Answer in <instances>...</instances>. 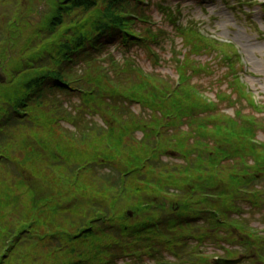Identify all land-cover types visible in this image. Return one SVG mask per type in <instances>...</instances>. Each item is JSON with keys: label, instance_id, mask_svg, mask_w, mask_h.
Masks as SVG:
<instances>
[{"label": "trees", "instance_id": "16d2710c", "mask_svg": "<svg viewBox=\"0 0 264 264\" xmlns=\"http://www.w3.org/2000/svg\"><path fill=\"white\" fill-rule=\"evenodd\" d=\"M75 1L71 5L88 9L90 3L93 4L99 0ZM115 1L119 7H123L124 2H131V0ZM56 10L54 18L48 21L49 26H52L50 28L54 29L61 23L64 14L62 10H65V7L60 3V7L58 6ZM110 16L108 13L103 12L102 14L101 10L94 11L92 17L85 23L87 30L68 33L56 42L54 40L53 43L47 44L46 46H50L42 53L43 55L37 58L38 60L35 59V63L29 64L28 60L25 61L27 70L24 74L17 72V66L11 71L13 79L21 76L25 80H22L21 84L14 87V90L6 96L5 103L0 100V138L2 137L0 144L2 143L5 149L15 148L20 155L14 171L5 165L0 166L2 183V186L0 184V219H2L0 222V264H20L17 262L18 257L17 259L13 257L15 253L12 254V250L17 247H26V244L20 241V236L28 230V225H26L28 220H32L33 223L29 229H33L38 224V218L45 221L40 215L56 212L55 215L61 216L56 218L58 223H64L68 219V210H71L77 211L79 215L77 223L74 222L75 228L79 230L81 226L87 228L78 233H90V227L93 224H101V222L105 224L107 230L113 231L123 227L126 219L123 216L125 209L134 207L123 203L116 205L122 193L129 190L132 197L144 194L145 190H142L144 186L137 187L134 182L140 185L147 182L155 189L159 188L162 191L167 186H163L165 177L161 179L154 174L157 178L154 179V176L142 172V168L148 166L146 162L152 157L153 150L160 148L163 152L167 149L165 141L161 147L156 141L163 136V132L165 134V124L148 120L145 118L148 117L147 114L141 113L137 116L140 117L139 120L126 117L130 127L125 133L118 124L107 118L108 106L119 105L121 110H124L126 106L120 103L123 99L118 90L111 88L101 75L99 78L96 77L100 71L96 70L97 63H90L93 61L90 59L100 52L113 55L110 50L115 45H118L117 49H126L123 45L115 44L116 39L109 42L113 44L112 46L106 45L98 51L93 46L100 39L97 35L104 29L106 20ZM131 21L135 25V22L132 19L129 20L126 15L119 17L114 15L108 24L125 29ZM130 35L134 40H132V45L133 43L141 45V38L146 39L145 36L141 37V33L137 31H131ZM4 39L7 41L0 48V54L3 48L12 51V47L15 46L18 58L26 59L32 46L31 41L17 46V37L15 41L7 34ZM90 45H92V51L85 59L72 65L70 63L72 57L74 59L76 53ZM105 54L95 57L100 59L105 57ZM38 70L41 72L39 73ZM120 73L115 75L114 79L119 83L118 76L126 79L124 85L120 84L127 89L124 97V100H130L127 105L141 106L146 111L150 101L143 97V93L146 92L145 88L151 90L153 95H159L148 85L149 82L142 77L138 78L129 69L125 70L124 67ZM130 83L133 91L128 90ZM128 95H131L130 98L134 100L131 101ZM165 107L168 113L163 116L172 115L173 112L167 106ZM72 113L75 114L73 115L74 121L68 118L69 115L72 116ZM99 119L105 127L99 125ZM69 122L76 132L63 127L62 123ZM169 126L174 128L168 129L166 134L176 141L178 135L181 134L177 133L179 131L175 129V124H169ZM213 129L216 131L215 128ZM141 132L143 133V139L140 141L142 142L141 147L129 142ZM83 136L86 138L83 139ZM44 137L55 141L51 143V148L44 145ZM92 137H96V141L86 144ZM215 143L220 147L223 139L219 142L215 140ZM173 149L182 153L176 146ZM218 152L223 154L225 151L220 149ZM237 154V149L230 152V155L234 157ZM257 172L260 170L258 169ZM144 175H146L145 178H143ZM253 175V172L244 175L250 176L243 178L246 186L252 184ZM129 179L133 183L132 188L128 184ZM178 180L182 181L185 178L178 177ZM193 181L186 183L184 181L183 188L194 184ZM14 183L18 184L19 188L26 185V192L17 193L13 187ZM56 186L61 189L62 187L70 188L74 201H69L68 205L63 207L64 199L57 197L60 192ZM185 188L182 190L183 194H186ZM39 193H47L51 199L45 200L47 202L44 203L39 198ZM144 196L151 199V196ZM29 201L30 204L35 205L41 203L32 214L30 212L32 205L28 207ZM114 205L115 208H113ZM113 214H116V217H113ZM90 216L92 218L87 220L88 224L82 225V219ZM40 243L42 246L47 245L43 238ZM34 254L33 259L36 260L39 252ZM31 262L32 260L25 263L32 264ZM203 262V260L195 261L197 264Z\"/></svg>", "mask_w": 264, "mask_h": 264}, {"label": "rangeland", "instance_id": "374dc122", "mask_svg": "<svg viewBox=\"0 0 264 264\" xmlns=\"http://www.w3.org/2000/svg\"><path fill=\"white\" fill-rule=\"evenodd\" d=\"M33 3L31 5V8L28 9V11L25 14H17V16H12L11 20L9 21L8 25H9V29L11 27H13V29H17L16 31V35L18 36L20 34L19 30L24 31V34H26V31H29V29H31V26H34L35 24L39 23V21H41V19H45V17L47 19H50L52 16H54L55 13V9L59 6L60 7V2L62 0H45V2H41V1H35L32 0ZM264 2V0H261ZM1 3L3 1H0ZM1 3H0V7H1ZM18 4H19V0H10V4H6L4 7L5 8H11L12 11H14V13L16 14L18 11ZM61 6L66 7V2H64L63 4H61ZM63 8V7H62ZM3 9V7H2ZM42 12V13H41ZM223 17L225 14V9H223ZM73 17H68L65 22L63 23V25L60 26L59 29H57L54 33L52 34H48L47 38H45L42 46L47 45V44H51L54 42H56L58 40V37H60L66 30L77 26L79 23L76 22L77 20H83V19H88L91 15L92 12H86L84 10L82 11H78L76 10V13L72 14ZM263 18V17H262ZM224 19L227 21H222V26H229V28L232 29H236L237 31L234 34H230L231 38L235 41H237L242 47H243V51H246L247 57L249 59V62L251 63V68L252 71L255 73V75H253L252 79H250L248 81V84L251 85L252 87V91L254 92V94H256L257 97H259V99L264 103V39H259V37L250 29H246L248 28V25L246 23H244L243 25L246 26V28L242 27V24H240V22L233 18L231 15L224 17ZM264 20V18H263ZM26 25L27 30L24 29V26ZM39 43V41H38ZM2 42H0V48L2 47ZM37 47H39L37 45ZM2 54H0V72L3 74V76H8L9 70H11L12 68H14V66L16 65V61L15 58H13V53L12 51H7L5 48H3V50L1 51ZM87 53V52H86ZM11 60H13L15 63H13ZM45 70V69H42ZM39 73L41 72V70H38ZM23 74V72H21ZM18 76V75H17ZM96 77L99 78L100 74H96ZM25 80V78H18V79H13L12 76H9V84L6 85L5 87H1L0 88V95H4L7 96L10 94V92L12 90H14V87H18L21 84V81ZM209 83V81H207ZM173 87V85H172ZM216 89L219 90H223V91H228L231 89V86L229 84L228 81H225V83H222L221 85H216ZM128 90H130L128 88ZM184 96L188 97V99L191 102H195L194 99H192L188 94H183ZM212 98H214L213 96H211ZM235 99H233V101L236 102L237 96L234 97ZM199 102V101H198ZM196 103V102H195ZM225 109H227L230 113L229 116L223 117L220 116V119H224V123L222 125L220 124H216V126H213L212 128H215V130H210V129H206L208 136H212L215 140H217L218 142L223 139V144L218 147L217 145H211L210 144V148L211 150H213L214 152H217L216 149H223L225 152H223V154H219V156L216 159L215 163H212L211 166L209 165V161L207 163H203L200 160H194L195 163L191 164L188 167H180V166H174L173 168H161L160 170L163 173H166L165 175V182L163 183L165 186L167 183H170L174 186H182V184L179 183H186V182H190L193 180L199 179L201 181H193L194 184H192L191 186H186L185 188V193L186 196L184 199L186 200H190L187 201L186 206H194V205H198L199 202L201 200L204 199H208L210 196L213 195V192L216 191V187L218 186V184L221 185H236V184H242L245 181L243 180V176L245 174H249L250 172L255 173L258 169L264 170V154L258 151L257 148L254 147V143L252 142L253 140V127H250L249 125H247L246 122L243 121V116H254V113L252 112V109L246 104V102H237L236 103V107L232 108L228 102V104L226 103L225 105ZM230 106V107H229ZM237 110H243L245 115H243L240 112H237ZM237 112V113H236ZM264 115V114H262ZM226 118H229V120H226ZM257 122L260 123V125H264V117H256ZM203 123V122H202ZM59 136V135H58ZM259 141H264V133L259 134ZM96 137L95 138H91L90 141H87L86 144L91 143V142H95L96 141ZM177 143L181 146L180 150L184 151L185 149H190L192 151L195 150V148H200V143H197L195 145L194 141L189 137V134H183V135H178L177 137ZM44 145L47 146L48 148H51V143L55 142L54 140H51V138L49 137H44L43 139ZM218 144V143H217ZM102 146V145H101ZM177 146V145H176ZM85 147V146H83ZM100 147V146H99ZM178 147V146H177ZM1 148V147H0ZM104 148V147H103ZM233 149H237L238 154L234 156L230 155V152ZM117 154V153H116ZM119 155V154H117ZM220 159L225 160V164L224 162L221 161V165H220ZM258 168V169H257ZM211 175L217 176L219 177L221 180L223 181H217L218 178H216V180H214V182H216L214 184V182L211 181ZM176 177H184L185 180H178V178ZM233 177V178H230ZM263 177V176H261ZM175 183V184H174ZM128 184H130V188H132V182L131 179L128 180ZM135 185H137V187H143L144 188L142 190L144 191V194H140L139 197H135V196H130L129 194V190L128 191H124L122 193V196L118 199V201L116 202V205H120V204H127L130 206H134L133 209H136V207L140 208V209H145L147 207H149V203L147 202H154L156 199H154V197H156L157 195L154 193H158V195H160L159 197H170V198H174V193H171L169 190H165L164 193L157 191L154 187H152V185H150L147 182H144L143 185H140L139 183L134 182ZM208 184V186H207ZM26 185L22 186L21 188H19L20 186L16 183L13 184V187L16 189L17 193H25L26 192ZM240 186V185H238ZM25 187V188H24ZM59 189V194H57V197H61L64 199V206H67L68 202H72L74 201V196H72L71 192H70V188L68 189H64L62 187L59 188V186H56ZM36 188V187H34ZM165 189V188H163ZM127 190V189H125ZM138 190V189H137ZM209 190V191H208ZM135 193V191H133ZM151 196V199H148V197L144 196ZM28 198V197H27ZM39 198L42 199V202L46 203L47 199H51L49 197V195L47 193H39ZM178 197H175V199ZM30 200V199H29ZM40 200V199H39ZM136 202V203H135ZM188 202L190 204H188ZM32 205V208L30 210L31 214L34 213L35 209L41 205V203L38 204H30V201L28 203V207ZM70 207V206H69ZM113 208H115V205L113 206ZM126 211V209H125ZM131 211L133 214L132 210H128ZM127 211V212H128ZM76 214H73V216L75 217ZM42 216L45 221L48 223L49 225V229L48 232H59L64 230L63 232H68L71 233L73 235V233H78L80 232L79 229H74L72 230L71 228H68L67 225L63 224H59L58 223V217H61L59 214L55 213H51L47 215H40ZM259 217H262V214H259ZM34 218V217H33ZM137 222H136V228L135 231H145L144 230V226H143V221L144 219L148 218L146 215H138L137 217ZM75 219H77L75 217ZM253 222H257L254 223L255 225L259 226L260 229H262L264 227V222L260 223L258 221H256L254 218H252ZM38 221H41L42 224H44L45 226V222L43 221V219L38 218ZM2 221V219H0V222ZM28 223H26V225H28V229L29 226L33 223L32 220H28ZM35 222V221H34ZM37 223V222H35ZM24 226V225H21ZM21 226L19 228H21ZM16 230H17V226H16ZM206 230L205 227L201 228L199 230V233H202ZM16 232V231H15ZM190 231H184L181 232V237L188 235ZM199 233L195 234L199 235ZM54 234V233H52ZM177 234H179V232H177ZM175 234V235H177ZM55 234L52 236H48V237H44L45 243L49 244H56V245H61L64 243V238L62 240H60L59 242H57L58 240V235L55 236ZM30 239L31 242V246L34 248H38L39 244H37V238H35L32 234H29L27 236ZM69 242H66V244H68ZM74 246V245H73ZM72 246V248H73ZM74 248H76L74 246ZM73 248V249H74ZM29 249L27 248H20L19 252L22 255V257L25 256L26 254V250ZM221 252H217L216 254H220ZM231 254V253H228ZM15 256L13 257H18L17 262L21 264V260L20 257L18 256L19 253H15ZM20 255V256H21ZM72 258V253L69 251H63V250H59L57 249L56 253L51 254L49 256H44V261L45 263L39 261V263L37 264H69V261H71ZM34 264V263H33ZM36 264V263H35ZM72 264V263H70ZM248 264H252V263H248Z\"/></svg>", "mask_w": 264, "mask_h": 264}]
</instances>
